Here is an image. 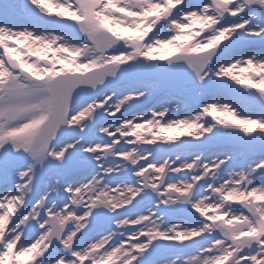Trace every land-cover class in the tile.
I'll list each match as a JSON object with an SVG mask.
<instances>
[{
  "label": "snow or ice",
  "instance_id": "snow-or-ice-1",
  "mask_svg": "<svg viewBox=\"0 0 264 264\" xmlns=\"http://www.w3.org/2000/svg\"><path fill=\"white\" fill-rule=\"evenodd\" d=\"M0 264H264V0H0Z\"/></svg>",
  "mask_w": 264,
  "mask_h": 264
},
{
  "label": "rangeland",
  "instance_id": "rangeland-1",
  "mask_svg": "<svg viewBox=\"0 0 264 264\" xmlns=\"http://www.w3.org/2000/svg\"><path fill=\"white\" fill-rule=\"evenodd\" d=\"M49 56H51V53H49ZM165 78H153V79H150V80H142V82H144V83H150V84H157V83H160L161 81H163ZM230 82H232V81H230ZM234 83V82H233ZM237 87H241L240 85H237ZM101 95H103V93H101ZM140 108H144V109H147V106L146 105H141V106H139ZM257 108H258V106H257ZM148 110V109H147ZM138 111H139V109L138 108H135V111H132V112H130L129 114H135V113H138ZM221 119H226V117H223V116H221L220 117ZM174 136H176V135H174ZM181 139H185V140H193V141H195V136L193 135V136H191V138H189V139H186V138H181ZM201 139H203V137H201ZM153 203H156V201H154Z\"/></svg>",
  "mask_w": 264,
  "mask_h": 264
},
{
  "label": "bare ground",
  "instance_id": "bare-ground-1",
  "mask_svg": "<svg viewBox=\"0 0 264 264\" xmlns=\"http://www.w3.org/2000/svg\"><path fill=\"white\" fill-rule=\"evenodd\" d=\"M189 71H191V69H189ZM225 79H227V78H225ZM144 80H146V79H144ZM125 87H128V85H123V86H121V90H123V88H125ZM172 107H173V110L175 111L176 108H177V105L174 104ZM148 110H150V109H148ZM256 110L258 111L259 109L257 108ZM132 111H135V108H133V109L130 110V112H132ZM135 114H137V113H135ZM210 118H211V117H209V119H210ZM178 134H179V131L176 132V133H169L168 135L174 136V135H178ZM192 136H193V135H192ZM183 137L186 138V139L191 138V136H188V135H182L181 138H183ZM173 222H175V223H180V221L177 220V219H175V218H173Z\"/></svg>",
  "mask_w": 264,
  "mask_h": 264
}]
</instances>
